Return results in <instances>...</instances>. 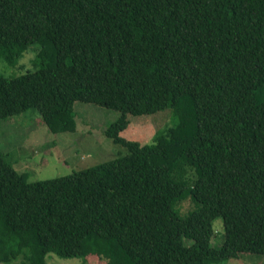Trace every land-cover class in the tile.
<instances>
[{"label":"trees","instance_id":"1","mask_svg":"<svg viewBox=\"0 0 264 264\" xmlns=\"http://www.w3.org/2000/svg\"><path fill=\"white\" fill-rule=\"evenodd\" d=\"M34 43L31 70L0 74V118L74 131V103H94L119 111L104 133L126 153L28 181L0 148V262L264 254V0H0V59ZM163 109L150 142L120 135Z\"/></svg>","mask_w":264,"mask_h":264},{"label":"rangeland","instance_id":"2","mask_svg":"<svg viewBox=\"0 0 264 264\" xmlns=\"http://www.w3.org/2000/svg\"><path fill=\"white\" fill-rule=\"evenodd\" d=\"M39 48L38 44H30L16 64L9 65L0 59V74L15 76L31 70ZM74 111L75 130L64 132L49 131L36 109L0 118V148L15 169L26 174L28 181L68 175L126 153L123 146L114 143L104 133L105 128L119 116V111L83 102H75ZM165 111L170 114L169 109H163L144 116L129 115V124L120 131V135L142 143L150 142L154 131L164 122L157 118L149 123L152 115ZM192 205L190 200L184 201L182 212ZM214 224L216 236L212 242L218 246L223 242L221 218ZM45 260L46 264H98L99 261L106 264L104 258L90 257L86 261L85 258H61L53 253H48ZM0 264H21V261L17 259ZM214 264H264V254L244 252Z\"/></svg>","mask_w":264,"mask_h":264}]
</instances>
